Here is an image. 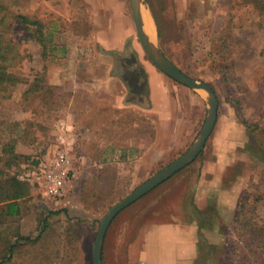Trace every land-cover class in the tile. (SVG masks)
Returning <instances> with one entry per match:
<instances>
[{
	"label": "rangeland",
	"instance_id": "1",
	"mask_svg": "<svg viewBox=\"0 0 264 264\" xmlns=\"http://www.w3.org/2000/svg\"><path fill=\"white\" fill-rule=\"evenodd\" d=\"M150 1L152 4L145 0V11L153 21L160 48L187 75L213 87L219 99L218 120L193 163L115 217L105 237L103 263L137 264V241L147 221L177 222L196 213L201 227L198 264H264V150L259 138L242 122L244 119L264 129V11L252 0ZM9 5L14 13L42 20L53 32L52 45L44 57L42 46L29 38L24 26L13 29V37L28 55L18 71L29 82L37 75L44 76L45 85L53 88L58 87L52 83L57 72H70V56L96 53L91 46L81 48L78 44L94 37L97 25H103L106 8L124 6L131 15L130 0H13ZM135 39L139 41L136 30ZM118 64V72L124 76L121 62ZM28 84L17 85L11 98H0V120L23 121L26 115L22 111L30 110L28 116L38 127L27 138L21 127L14 133L22 169H32L34 161L42 162L52 155L58 125L54 114L36 111L40 97L31 98L26 104L29 110L23 109L22 95ZM57 93L60 96V90ZM197 115L196 111L182 113L175 122L173 145L163 153H152L145 162L140 161V152L130 159L115 152L96 159L86 158L76 148L73 177L63 196L55 200L43 189L32 187L20 231L34 237L40 213L58 210L61 213L52 218L58 233L72 226L62 264H94L93 248L101 220L114 205L191 147L205 123L207 109L203 120H195ZM195 122L198 127L192 129L189 124ZM7 135L4 131L0 136V153ZM220 155L233 162L225 172V185L244 176L237 218L228 209H221L218 199L211 200L205 212H197L193 200L203 167L216 163Z\"/></svg>",
	"mask_w": 264,
	"mask_h": 264
},
{
	"label": "crops",
	"instance_id": "2",
	"mask_svg": "<svg viewBox=\"0 0 264 264\" xmlns=\"http://www.w3.org/2000/svg\"><path fill=\"white\" fill-rule=\"evenodd\" d=\"M102 18L103 25H97L94 37L78 44L81 48L91 46L96 53L70 56L68 79L63 70L52 78L66 102L55 112V121L72 126L76 148L86 158L104 159L115 152L130 159L140 152V161L145 162L152 153H163L173 145L175 122L182 113L196 111L195 120H203L207 101L198 91L176 83L146 57L135 39L132 13L124 6L106 8ZM118 61L124 76L118 72ZM24 112L30 119L31 111ZM189 126L193 129L198 123ZM231 165L233 162L220 155L216 163L203 167L202 181L192 192L197 212H205L209 202L218 199L221 209L238 217L244 176L225 185V172ZM196 215L177 222L147 221L137 241V264H198L201 227Z\"/></svg>",
	"mask_w": 264,
	"mask_h": 264
},
{
	"label": "trees",
	"instance_id": "3",
	"mask_svg": "<svg viewBox=\"0 0 264 264\" xmlns=\"http://www.w3.org/2000/svg\"><path fill=\"white\" fill-rule=\"evenodd\" d=\"M12 1L0 0V98H11L17 85L29 83L22 95V103L25 104L23 109L29 110L26 104L31 98L40 97L36 111L41 110L49 116L55 115V112L60 110L59 106L66 105L64 97L58 96V88L45 85L44 76L37 75L29 82V79L18 71L28 55L22 48L21 42L13 37V29L15 25L24 26L30 32L29 38L36 40L42 46L44 57L47 49L52 45L53 32L49 31L40 19L12 12L9 7ZM252 1L264 11V0ZM151 9L156 18L153 5ZM239 115L241 116L240 113ZM242 122L259 138L260 148L264 150V129L244 119ZM34 125L32 119L0 120V136L4 131L8 132L6 141L1 144L0 153V264H62L64 260L62 252L66 250L65 244L69 242L72 232L70 225L66 231L58 233L56 224L52 220L61 213L58 210L40 213L37 234L34 237L20 231L19 222L26 214L24 204L31 188L36 185L18 178L26 169L21 168L19 162L21 155L16 150L18 139L14 133L18 127H21L25 137H30L35 134L33 129L38 128ZM54 151L55 148L52 155ZM40 163L41 161H34L32 164L38 166Z\"/></svg>",
	"mask_w": 264,
	"mask_h": 264
},
{
	"label": "water",
	"instance_id": "4",
	"mask_svg": "<svg viewBox=\"0 0 264 264\" xmlns=\"http://www.w3.org/2000/svg\"><path fill=\"white\" fill-rule=\"evenodd\" d=\"M130 6L136 33L147 57L160 71L165 73L167 76L176 82L194 89L204 95L207 101V117L198 137L182 156L177 158L163 170L153 175L151 178L137 187L123 201L114 205L101 220L93 248L94 264H104V241L109 226L115 217L122 210L139 200L141 197L152 191L164 181L171 178L178 171L193 163L205 149L206 143L212 135L218 120L219 99L213 87L208 83L198 81L183 72L165 55V53L160 48L157 39L152 41L149 35H147L144 29L142 18V10H147L145 8V0H130Z\"/></svg>",
	"mask_w": 264,
	"mask_h": 264
},
{
	"label": "built area",
	"instance_id": "5",
	"mask_svg": "<svg viewBox=\"0 0 264 264\" xmlns=\"http://www.w3.org/2000/svg\"><path fill=\"white\" fill-rule=\"evenodd\" d=\"M55 151L38 166L24 170L19 179L41 188L50 197L60 199L74 172L76 140L73 128L66 122L57 125Z\"/></svg>",
	"mask_w": 264,
	"mask_h": 264
},
{
	"label": "bare ground",
	"instance_id": "6",
	"mask_svg": "<svg viewBox=\"0 0 264 264\" xmlns=\"http://www.w3.org/2000/svg\"><path fill=\"white\" fill-rule=\"evenodd\" d=\"M142 18H143L145 32L147 33V35H149V37L153 41L155 39V28L149 13L145 11V9L142 10Z\"/></svg>",
	"mask_w": 264,
	"mask_h": 264
}]
</instances>
